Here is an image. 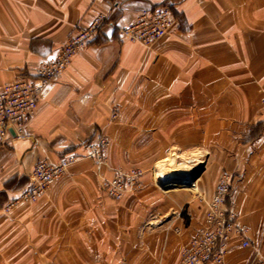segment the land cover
Returning <instances> with one entry per match:
<instances>
[{
	"label": "crops",
	"instance_id": "1",
	"mask_svg": "<svg viewBox=\"0 0 264 264\" xmlns=\"http://www.w3.org/2000/svg\"><path fill=\"white\" fill-rule=\"evenodd\" d=\"M114 2L0 0V84L33 73L73 32L106 18L42 90L30 137L12 132L0 148V264H180L203 219L201 198L224 169L236 175L238 223L260 247L257 255L234 234L225 264H264V0ZM160 4L174 21L154 45L121 35ZM100 132L111 142L105 163L82 159L38 200L10 206L39 159L81 152ZM172 152L204 166L194 188L155 182L153 168ZM136 168L140 183L122 200L101 189L116 170Z\"/></svg>",
	"mask_w": 264,
	"mask_h": 264
},
{
	"label": "built area",
	"instance_id": "2",
	"mask_svg": "<svg viewBox=\"0 0 264 264\" xmlns=\"http://www.w3.org/2000/svg\"><path fill=\"white\" fill-rule=\"evenodd\" d=\"M113 4L117 6L119 0H115ZM173 21V11L168 4L144 8L134 22L121 29V35L149 48L171 29ZM105 22V16L98 15L88 26L73 32L63 46L44 58L33 73L22 74L12 82L0 84V148L12 136V132L15 139L30 137L26 128L35 113L42 90L50 81L59 78L72 59L96 39ZM262 103L264 106V94ZM111 117H118L116 107L112 109ZM110 144L109 137L100 132L82 145L81 152H66L58 161L39 159L30 174L29 187L10 206L38 200L82 159H90L96 164L105 163ZM142 175L141 169L130 172L116 170L112 178L103 181L101 189L110 198L122 200L132 186L139 185ZM169 177L170 174L159 177L158 184ZM235 180V174L222 170L211 197L201 198L204 206L203 219L195 235L182 248L180 264H225L229 243L234 234L242 239L243 246H252L256 254H260V247L252 244L248 228L238 223L237 214L230 203Z\"/></svg>",
	"mask_w": 264,
	"mask_h": 264
},
{
	"label": "bare ground",
	"instance_id": "3",
	"mask_svg": "<svg viewBox=\"0 0 264 264\" xmlns=\"http://www.w3.org/2000/svg\"><path fill=\"white\" fill-rule=\"evenodd\" d=\"M178 156L177 155H173L172 157L164 160L161 163V167L163 169V174L162 176L168 175L170 174V176H173L174 174V178L180 179L182 180H187L189 178H191V176L193 175V171L198 167V166H192V165H188L185 164L184 161H179L177 160ZM197 158V157H196ZM168 162V164L171 166V168H167L166 167V163ZM161 169V170H162ZM184 182V181H183ZM185 183H189V182H185Z\"/></svg>",
	"mask_w": 264,
	"mask_h": 264
},
{
	"label": "rangeland",
	"instance_id": "4",
	"mask_svg": "<svg viewBox=\"0 0 264 264\" xmlns=\"http://www.w3.org/2000/svg\"><path fill=\"white\" fill-rule=\"evenodd\" d=\"M111 120H115V119H112V117H111ZM177 155L178 156V154H176V152H172L170 155H168V157H167V159L168 158H170V157H172L173 155ZM166 159V158H165ZM177 160H179L180 162L182 161L181 159H179V158H177ZM163 161V160H162ZM185 164H187V163H185ZM189 165V164H188ZM195 166H202L201 164H197V165H195ZM166 168L165 169H169V168H171V166L168 164V162L166 163V166H165ZM136 169H140V168H136ZM162 167H161V162L159 163V164H157L154 168H153V170H152V176H153V178H154V180H155V182L158 184V178L160 177V175L159 174H163V172L165 171H163L162 172ZM134 170V169H133ZM142 170V169H141ZM125 172H127V171H125ZM128 172H130V171H128ZM142 172L144 173V171L142 170ZM200 177V176H199ZM198 177V178H199ZM198 178L196 179V180H194L193 182H190V183H193V184H189V185H178V184H170V185H172V186H174V187H183L184 186V188H194L195 187V184H196V182H197V180H198ZM110 179V178H109ZM159 185V184H158ZM160 186V185H159ZM160 187H162V186H160ZM166 187H171V186H166Z\"/></svg>",
	"mask_w": 264,
	"mask_h": 264
},
{
	"label": "water",
	"instance_id": "5",
	"mask_svg": "<svg viewBox=\"0 0 264 264\" xmlns=\"http://www.w3.org/2000/svg\"><path fill=\"white\" fill-rule=\"evenodd\" d=\"M203 170H204V166H198L193 171V175L191 176V178H189L187 180H182V181L189 182V183L190 182H193L194 180H196L201 175V173L203 172ZM173 176H174V174H173ZM173 176H170L169 178H172ZM169 178H168V180H164V181L159 182V185L162 186V187H166L168 185L170 186V184H173L172 182H173L174 179H169ZM178 181H180V179Z\"/></svg>",
	"mask_w": 264,
	"mask_h": 264
}]
</instances>
